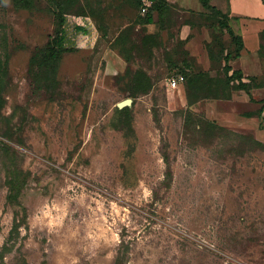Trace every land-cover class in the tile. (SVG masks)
<instances>
[{
  "label": "rangeland",
  "instance_id": "374dc122",
  "mask_svg": "<svg viewBox=\"0 0 264 264\" xmlns=\"http://www.w3.org/2000/svg\"><path fill=\"white\" fill-rule=\"evenodd\" d=\"M164 1L169 14L143 23L135 0H72L60 23L52 0H0V141L27 176L20 205L8 204L0 154V264H114L120 241L121 264H264V148L237 135L264 143V87L232 90L222 61L201 66L179 27L204 15ZM218 31L211 47L230 49ZM58 35L52 81L33 57ZM261 44V72H242L263 86ZM246 45L250 70L247 34ZM176 74L195 78L171 87ZM211 89L225 96L207 97ZM125 98L127 111L117 105Z\"/></svg>",
  "mask_w": 264,
  "mask_h": 264
},
{
  "label": "trees",
  "instance_id": "16d2710c",
  "mask_svg": "<svg viewBox=\"0 0 264 264\" xmlns=\"http://www.w3.org/2000/svg\"><path fill=\"white\" fill-rule=\"evenodd\" d=\"M56 4V15L59 18V22L61 23L63 21V16L65 13H69L67 9V6L69 3H71L72 0H52ZM137 10L139 11L140 8V0H135ZM28 2H32V0H28ZM202 6L204 7V11L199 12L198 14L200 16L204 15V25L212 32L211 39L207 42H205V47L207 49L208 55L210 59L213 60H220L222 61L221 69L226 75L227 81H236V84L232 90H243L248 95H250V89L252 87H258L260 86L259 82L249 83L248 78L243 77V72L240 68H233L230 61L234 58H237L240 55V51L243 48V40L242 36L234 31L230 24V17L227 12H224L217 8L215 5H212L210 3V0H200ZM168 9L166 3L164 0H154L153 4L148 8L145 14H141L143 16V23H152L154 22L153 14L155 11H160V14L163 15V13L169 14L166 10ZM78 16H81L84 14V11H76L75 12ZM171 21V18L168 17V22ZM187 23L195 24L191 20H187ZM2 24L0 23V28ZM161 28L164 27V22H160ZM216 27L219 29V34H227L229 36V41L232 43V46L230 49L226 48L225 45H223L222 42L218 41L219 49L218 51H214V49L211 47L212 41L216 38L215 35H213V32H215ZM78 29H82L81 25L77 26ZM260 45L259 47L262 48L261 42L264 39V30L260 32ZM0 42L3 43V46L6 42L5 35H1L0 32ZM1 43H0V103L2 100L1 97V91L3 88V78L6 76L8 71V54L2 53L1 51ZM61 35H58L56 38H54L52 41H49L46 46H43L39 48V51L34 54L33 59H36L38 57H41L42 60V67L45 70V72L50 76V80H55V74L58 68L59 58H60V52L63 48L61 46ZM122 55V53H120ZM124 60L126 61V67L124 70V73L129 75V66H128V57L122 55ZM206 70H201L196 73H194L196 76H204ZM195 75L192 77H189L187 80L183 79L181 82L184 84V82L192 83L194 81ZM250 78H253L256 81L255 76H250ZM131 79V78H130ZM212 88V87H211ZM214 95H210L207 97L212 98H220L225 95H220L218 92H214V89H211L210 91ZM264 100V98L262 99ZM128 107H121L123 111H127ZM261 110L264 109V103L261 105ZM209 122L212 127L214 128H223L222 126L218 125L215 122L208 121L205 118L199 119L197 124H200L202 121ZM239 137L243 139V141L247 144L253 145V146H259L260 148H264V143L257 140L253 136L246 135V134H238ZM0 154L2 156V165L4 168V182L6 185V201L8 204L14 206V205H20L19 202V194L22 190V188L27 183V176L22 168L20 162H19V155L17 152H15L8 144L0 141ZM13 224L9 230L8 238L15 239L19 232V226L21 220L17 218L15 212H13ZM127 244H124L122 241H120L119 248L117 250L114 264H121L122 263V253L124 252V248L126 249Z\"/></svg>",
  "mask_w": 264,
  "mask_h": 264
},
{
  "label": "crops",
  "instance_id": "0c3cea01",
  "mask_svg": "<svg viewBox=\"0 0 264 264\" xmlns=\"http://www.w3.org/2000/svg\"><path fill=\"white\" fill-rule=\"evenodd\" d=\"M220 3L218 5L211 1L212 5H215L220 10L227 12L230 17V24L234 31L242 36L243 48L240 51V55L237 58H234L230 61L233 68H240L244 75L248 72L253 74H258L261 72L258 57L256 50L260 45V32L264 30V0H218ZM177 5L181 9H191L196 12L204 11L200 0L198 4H195V0H175ZM85 20L82 17L77 19V24L85 25ZM81 25V26H82ZM84 27H82L83 30ZM246 34L250 35L252 39V51H251V65L249 66L250 70H245L248 67L244 63L243 56L246 53H249V49L246 45ZM180 38L185 41V47L189 50V54L201 65L206 67L212 60L210 59L207 49L205 47V42L211 39L209 29L204 25H195L190 24L184 21L179 27ZM229 37V36H228ZM257 38V39H255ZM195 45H201L202 49L205 50L207 54V60L204 58L201 60L200 55L193 49ZM205 47V48H204ZM199 56V57H198ZM263 86L252 87L250 93L255 94V91L258 88ZM243 91V90H241ZM245 92V91H243ZM256 95V94H255ZM257 97V96H256ZM259 97V98H263Z\"/></svg>",
  "mask_w": 264,
  "mask_h": 264
},
{
  "label": "built area",
  "instance_id": "2783aa9c",
  "mask_svg": "<svg viewBox=\"0 0 264 264\" xmlns=\"http://www.w3.org/2000/svg\"><path fill=\"white\" fill-rule=\"evenodd\" d=\"M154 0H140V14H145L148 8L153 4ZM184 77L182 74H176L172 76L169 80L171 87H176L179 83L183 81Z\"/></svg>",
  "mask_w": 264,
  "mask_h": 264
},
{
  "label": "water",
  "instance_id": "95a60500",
  "mask_svg": "<svg viewBox=\"0 0 264 264\" xmlns=\"http://www.w3.org/2000/svg\"><path fill=\"white\" fill-rule=\"evenodd\" d=\"M131 101H132V99L131 98H125V99H123V100H120V101H118L117 102V105H118V107H123V106H125V105H130L131 104Z\"/></svg>",
  "mask_w": 264,
  "mask_h": 264
}]
</instances>
